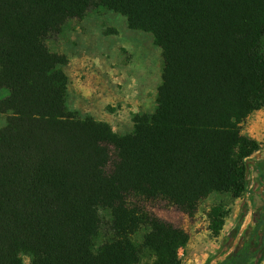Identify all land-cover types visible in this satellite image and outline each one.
<instances>
[{
  "label": "trees",
  "instance_id": "16d2710c",
  "mask_svg": "<svg viewBox=\"0 0 264 264\" xmlns=\"http://www.w3.org/2000/svg\"><path fill=\"white\" fill-rule=\"evenodd\" d=\"M99 8L151 32L164 59L156 109L125 134L68 107L69 58L51 48ZM0 88V264L21 250L34 264H179L190 235L151 204L193 214L212 192L247 190L264 0H0ZM210 216L218 235L224 212ZM250 249L219 264H254Z\"/></svg>",
  "mask_w": 264,
  "mask_h": 264
},
{
  "label": "rangeland",
  "instance_id": "374dc122",
  "mask_svg": "<svg viewBox=\"0 0 264 264\" xmlns=\"http://www.w3.org/2000/svg\"><path fill=\"white\" fill-rule=\"evenodd\" d=\"M93 12L100 15L101 23L105 25L106 39L112 40L116 65L122 75L120 86L123 91L120 92L124 98L116 105H109L108 109L121 108L124 111L111 124L117 132L125 134L134 128V115L151 113L157 107L164 65L162 50L151 32L131 29L122 14L106 8ZM77 25L78 21L72 20L67 27L71 29ZM102 43L105 44V41ZM62 47L61 40L51 43V48L56 51H61ZM6 95L8 89L0 88V98ZM6 122L7 115L0 113V128ZM241 126L245 134L261 142V148L249 159V183L240 197L232 193L212 192L199 202L193 214L163 202L151 204L157 215L185 228L190 235L188 243L178 251L179 264H219L242 241L250 239L253 241L251 245L255 246L259 233H253L259 225L255 215L264 205V107L248 115ZM218 208L224 212V224L217 235L212 230L210 215ZM225 248H228L226 252L223 251ZM19 256L22 264H34V256L29 250H21ZM144 264L151 262L145 261ZM254 264H264V251L258 252Z\"/></svg>",
  "mask_w": 264,
  "mask_h": 264
},
{
  "label": "crops",
  "instance_id": "0c3cea01",
  "mask_svg": "<svg viewBox=\"0 0 264 264\" xmlns=\"http://www.w3.org/2000/svg\"><path fill=\"white\" fill-rule=\"evenodd\" d=\"M104 28L100 15L89 13L75 28H65L60 52L69 58L64 66L69 77L68 107L111 124L124 111L121 108L111 111L108 107L124 97L120 92L122 75L116 65L114 46L111 39H106Z\"/></svg>",
  "mask_w": 264,
  "mask_h": 264
},
{
  "label": "flooded vegetation",
  "instance_id": "af4514ba",
  "mask_svg": "<svg viewBox=\"0 0 264 264\" xmlns=\"http://www.w3.org/2000/svg\"><path fill=\"white\" fill-rule=\"evenodd\" d=\"M252 233V230H250ZM255 234V233H254ZM250 242V243H249ZM251 242H253L252 240H244L242 241V243H240L239 247H237V249L235 251H233L232 253H230L226 259L231 255H240V253L246 248V247H251L250 252H252V254H258V252L261 251V247L263 246V237L260 233H258V238L256 239V242L254 243L255 246L251 245ZM239 257V256H238Z\"/></svg>",
  "mask_w": 264,
  "mask_h": 264
}]
</instances>
